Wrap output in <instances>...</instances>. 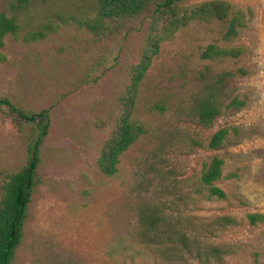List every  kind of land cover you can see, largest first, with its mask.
<instances>
[{
    "label": "rangeland",
    "instance_id": "374dc122",
    "mask_svg": "<svg viewBox=\"0 0 264 264\" xmlns=\"http://www.w3.org/2000/svg\"><path fill=\"white\" fill-rule=\"evenodd\" d=\"M225 1L250 8L253 18L229 44L243 47L244 56L212 65L249 71L225 88L227 104L237 97L247 103L198 131L206 139L227 128V141L217 150L190 153L175 137V148L162 149L161 140L176 124L168 120L169 111L163 118L156 105L173 104L181 94L182 71L204 66L200 52L217 37L193 28L167 42L148 71L138 117L154 134L128 151L111 178L100 172L98 156L121 114L147 26L135 21L112 35L92 30L84 21L94 19L95 0H47L20 15L18 34L9 36L2 49L0 99L27 111L50 109L51 127L41 145L40 184L12 264H144L132 260L131 248L117 245L123 237L126 246L132 245L127 234L141 183L158 169L173 180L198 178L216 156L224 159L225 175H233L218 184L228 199L205 203L196 214L238 219L222 239L237 248L226 264H264V222L251 226L246 217L264 215V0ZM8 2L0 0V12ZM39 31L47 35L32 39ZM35 137L31 125L17 128L0 113V195L7 176L26 165Z\"/></svg>",
    "mask_w": 264,
    "mask_h": 264
},
{
    "label": "trees",
    "instance_id": "16d2710c",
    "mask_svg": "<svg viewBox=\"0 0 264 264\" xmlns=\"http://www.w3.org/2000/svg\"><path fill=\"white\" fill-rule=\"evenodd\" d=\"M95 0L93 20H85L90 29H101L114 34L129 23L138 21L147 26L141 60L134 67L131 83L123 97V108L116 125L103 141L98 168L107 177L119 173L123 157L128 151L154 132L150 125L138 117V102L142 84L153 63L162 53L164 45L193 28L208 36H217L202 48L199 59L205 62L195 70L182 71L181 94L173 104L156 105L161 116L169 111L168 120L176 125L162 149L173 145L175 137L182 149L217 150L227 141L230 130L223 128L208 138H203L199 128H211L228 111L238 110L246 101L234 98L225 101V88L236 79L245 77V68L214 69L212 63L241 59L243 47H230L243 29L249 26L253 11L240 8L225 0ZM47 0H9L7 9L0 12V63L5 59L2 49L11 35L20 29V15L36 4ZM82 24L81 21H79ZM45 30H52L46 26ZM47 31H39L31 38H44ZM0 113L11 125H31L36 137L29 145L30 155L25 166L7 176L0 195V264H12L23 238L29 217V205L40 184L42 163L41 145L51 127V110L27 111L10 99H0ZM168 142V145L163 144ZM224 159L214 157L195 179H170L162 170L145 179L138 193L132 218L134 224L126 238L117 242L125 250H132V260L144 264H226L237 254V248L222 241L225 234L239 225L232 215L200 216L197 211L205 203L228 199L226 191L218 184L232 177L225 175ZM152 174V175H153ZM248 224L257 226L264 222V215L250 213ZM128 256V255H127Z\"/></svg>",
    "mask_w": 264,
    "mask_h": 264
}]
</instances>
